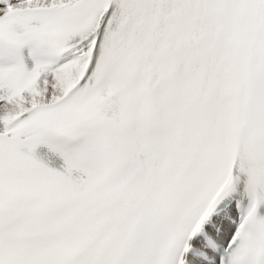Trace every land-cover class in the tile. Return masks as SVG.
I'll list each match as a JSON object with an SVG mask.
<instances>
[{
	"label": "snow or ice",
	"instance_id": "6c2138e0",
	"mask_svg": "<svg viewBox=\"0 0 264 264\" xmlns=\"http://www.w3.org/2000/svg\"><path fill=\"white\" fill-rule=\"evenodd\" d=\"M0 264H264V0H0Z\"/></svg>",
	"mask_w": 264,
	"mask_h": 264
}]
</instances>
